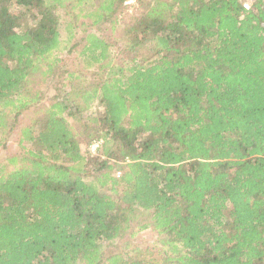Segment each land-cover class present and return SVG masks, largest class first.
I'll use <instances>...</instances> for the list:
<instances>
[{
	"label": "trees",
	"instance_id": "16d2710c",
	"mask_svg": "<svg viewBox=\"0 0 264 264\" xmlns=\"http://www.w3.org/2000/svg\"><path fill=\"white\" fill-rule=\"evenodd\" d=\"M127 1L0 0V264H264V0Z\"/></svg>",
	"mask_w": 264,
	"mask_h": 264
},
{
	"label": "rangeland",
	"instance_id": "374dc122",
	"mask_svg": "<svg viewBox=\"0 0 264 264\" xmlns=\"http://www.w3.org/2000/svg\"><path fill=\"white\" fill-rule=\"evenodd\" d=\"M138 11H139V3H138V1L137 0H128L126 2V9L121 14V17H122V19L124 21H129L131 16L135 15ZM63 59H64V62L67 63V62H70L72 58H71L70 55H68L66 53H63ZM28 118H30V117H28ZM97 147H98V144L94 143L91 146L92 151H96ZM17 150H19L17 142L16 141H12L9 144V146L4 151L0 152V161L4 160L5 157L8 156L9 153L17 151ZM152 236H153L152 233L145 232L140 237V241H143V242H146V243H148V242L150 243L153 240Z\"/></svg>",
	"mask_w": 264,
	"mask_h": 264
},
{
	"label": "built area",
	"instance_id": "2783aa9c",
	"mask_svg": "<svg viewBox=\"0 0 264 264\" xmlns=\"http://www.w3.org/2000/svg\"><path fill=\"white\" fill-rule=\"evenodd\" d=\"M251 1H253V0H246L244 6H245L246 8H249V7H250V2H251ZM97 144H98V143H97Z\"/></svg>",
	"mask_w": 264,
	"mask_h": 264
}]
</instances>
